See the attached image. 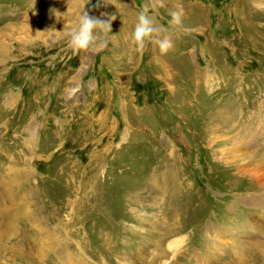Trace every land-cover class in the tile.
I'll list each match as a JSON object with an SVG mask.
<instances>
[{"label":"rangeland","instance_id":"rangeland-1","mask_svg":"<svg viewBox=\"0 0 264 264\" xmlns=\"http://www.w3.org/2000/svg\"><path fill=\"white\" fill-rule=\"evenodd\" d=\"M154 2L0 0V264H264V0Z\"/></svg>","mask_w":264,"mask_h":264},{"label":"clouds","instance_id":"clouds-1","mask_svg":"<svg viewBox=\"0 0 264 264\" xmlns=\"http://www.w3.org/2000/svg\"><path fill=\"white\" fill-rule=\"evenodd\" d=\"M100 3L101 0H97L95 6L99 7ZM163 6V0H155L151 8H144L138 13L137 22L131 33L132 41L138 51L144 52L147 46L153 42L158 45L161 54H167L173 48L171 37L164 34L166 29L157 25L154 15L150 14L158 7ZM104 15V13L101 14V16ZM169 15L170 26L175 27L182 24L184 15L182 8L171 11ZM115 19V15H111L107 19L90 16L88 11L83 10L78 17L77 25L69 34L70 47L76 52L98 51L106 48L108 43L106 34L111 32V22Z\"/></svg>","mask_w":264,"mask_h":264},{"label":"bare ground","instance_id":"bare-ground-1","mask_svg":"<svg viewBox=\"0 0 264 264\" xmlns=\"http://www.w3.org/2000/svg\"><path fill=\"white\" fill-rule=\"evenodd\" d=\"M172 151H174V149L172 148ZM21 172V171H20ZM170 230H172V228L170 229ZM161 257V256H160Z\"/></svg>","mask_w":264,"mask_h":264}]
</instances>
